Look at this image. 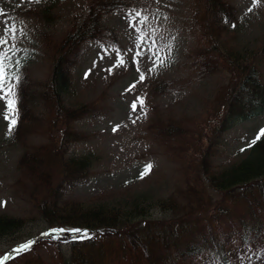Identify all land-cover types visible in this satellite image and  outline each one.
<instances>
[{
  "label": "trees",
  "instance_id": "trees-1",
  "mask_svg": "<svg viewBox=\"0 0 264 264\" xmlns=\"http://www.w3.org/2000/svg\"><path fill=\"white\" fill-rule=\"evenodd\" d=\"M189 1L196 25L193 31L187 23L195 38L189 55L192 77L203 79L216 72L231 76L215 98L205 102L200 114L174 117L154 110L139 132L163 147L180 172L175 190L153 202L146 198L140 202L137 197L133 204L120 200L112 206L99 196L95 203L85 204L63 195L68 187L94 174L96 157L92 153L72 156L69 149L94 136L77 124L97 117L104 97L102 93L88 103L68 106L64 95L72 88L73 71L87 42L125 55L118 35L103 19L129 4L126 0H86V11L74 16L61 37L42 34L49 72L43 80L25 72L16 90L17 123L10 134L22 152L14 186L29 203L33 218H27L41 219L42 230L78 228L86 230L89 238L69 231L28 236L27 243L34 242L31 248L23 253L16 250L0 264H47L33 255L41 244L59 247L57 264H242L264 259V137L239 162L229 166L214 162L227 130L264 110V38L258 47L245 50L229 28L238 20L230 0ZM50 12L42 17L52 19ZM18 13L37 15L30 10ZM174 85V80L155 78L146 99L171 93ZM24 227V217L0 215V241L21 234Z\"/></svg>",
  "mask_w": 264,
  "mask_h": 264
},
{
  "label": "rangeland",
  "instance_id": "rangeland-1",
  "mask_svg": "<svg viewBox=\"0 0 264 264\" xmlns=\"http://www.w3.org/2000/svg\"><path fill=\"white\" fill-rule=\"evenodd\" d=\"M126 1L129 4L127 8L112 12L103 19L104 24L118 35L125 55L101 43L87 42L73 71L72 88L64 95L66 105L79 106L104 94L99 102L102 112L77 124L82 130L93 131L94 136L88 141L72 144L69 149L72 156L92 153L96 157L94 174L68 187L63 192L65 199L93 204L99 199L96 197L104 196L101 202L115 206L121 203L120 200L133 204L137 197L140 202L143 198L153 202L175 190V180L180 176L178 165L167 158L163 147L139 135V132L147 125L154 110L174 117L200 114L205 102L213 100L215 93L224 88L231 76L216 72L203 79L192 77L193 66L189 55L193 52L196 25L190 8L188 10L189 0ZM230 1L237 9L238 20L229 27L237 33L236 42L245 50L258 47L264 38V0ZM86 8V0H0V10L4 13L0 15V37L6 36L8 40L7 44L0 45V51H7L8 58L4 61L6 72L19 77L27 72L36 80L46 78L50 58L43 35L61 37L74 16L84 13ZM22 10H30L37 15L18 13ZM48 11L52 14L50 20L42 17ZM187 23L192 26V33ZM140 38H143V43L137 48ZM149 48L151 51H148ZM137 51L145 52L144 57L136 58L140 61V71L146 76L143 82H139L140 72L132 63ZM149 56H158L164 61L163 65L154 66L147 58ZM121 57L125 64L114 67ZM110 68L111 72L108 71ZM236 73L239 74V71L236 70ZM158 77L176 81L173 87L176 89L149 101L146 99L149 83ZM133 84L135 88L127 91ZM177 85H182V88ZM137 97L144 98V105L133 112L131 103ZM5 113V102L0 99V215L24 217L25 227L21 234L0 241V261L14 253L12 249L15 247L10 248L12 243L26 240L20 243L25 244L28 236L47 232L42 230L45 225L41 219L34 216L37 221H30L27 218H33L29 203L24 193L14 186L19 176L16 163L22 148L11 139ZM261 128H264V111L252 119L236 123L226 133L223 152L215 163L229 165L244 159L249 153L251 141ZM149 164L152 165L151 170L141 178V173ZM125 191L127 195L122 196ZM13 238L19 239L12 241ZM58 248L57 245L41 244L35 248L33 255L41 257L47 264H57ZM242 264H264V259Z\"/></svg>",
  "mask_w": 264,
  "mask_h": 264
},
{
  "label": "snow or ice",
  "instance_id": "snow-or-ice-1",
  "mask_svg": "<svg viewBox=\"0 0 264 264\" xmlns=\"http://www.w3.org/2000/svg\"><path fill=\"white\" fill-rule=\"evenodd\" d=\"M37 2H39V0H37ZM3 10H0V15H3ZM137 15H139V13H137ZM135 19V18H133ZM146 20V18H145ZM144 21H139V23H143ZM234 26V25H233ZM130 27H134V25L130 24ZM7 31V29H6ZM12 32H15V28H12ZM12 39H15V36L13 35ZM141 43L137 44V48L141 47V44L143 43V38H140ZM8 43V40L6 38V36L4 37H0V45H5ZM155 43V42H153ZM148 51H151V48L148 49ZM145 56V52L144 51H137L136 55L132 58V63L137 65V71L140 72V76H139V82H143L146 79V76L143 72L140 71V67H139V63L140 61L137 60V57H144ZM8 58L7 56V51H0V99L4 100L5 102V107H6V113H5V119L9 120V131L12 130V128H14V126L17 123V119H16V90L19 86V76L16 74H11L9 75L6 72V68H5V64L4 61L5 59ZM148 59H150L153 63L154 66H162L164 61L162 59H159V57L157 56L156 58H153L152 56L147 57ZM17 64H19V61H17ZM125 64V60L121 57L119 59V61L117 62V64L114 65V67H120L123 66ZM109 72L112 71V69H108ZM149 71H151V69H149ZM13 80H15V82H13ZM135 84L131 85L129 89H127V91H131L132 88H135ZM138 101V103H137ZM144 105V98L143 97H137L136 100H134L131 103V109L133 112H135L139 107H143ZM135 122V121H133ZM116 129H114L115 131ZM261 137H264V128H261L259 131V134L256 136V138L251 141L252 144H255L257 140H260ZM243 151V149H242ZM152 165H146L144 168V171L141 173V178L148 174V172L151 170ZM65 230L62 228H58V229H52L51 233H47V235H51L52 233H62ZM71 231L73 233H80V237L79 238H89V235L87 233L86 230H81V229H71ZM34 242H29L24 244L23 246H21L19 249H17L18 252L23 253L28 251L32 244Z\"/></svg>",
  "mask_w": 264,
  "mask_h": 264
}]
</instances>
